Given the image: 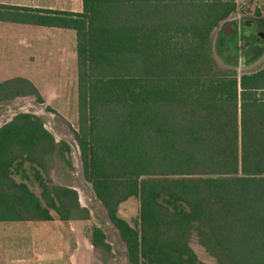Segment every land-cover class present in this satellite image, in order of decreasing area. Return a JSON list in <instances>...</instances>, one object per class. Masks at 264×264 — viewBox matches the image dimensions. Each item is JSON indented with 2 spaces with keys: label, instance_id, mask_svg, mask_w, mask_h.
Masks as SVG:
<instances>
[{
  "label": "trees",
  "instance_id": "trees-1",
  "mask_svg": "<svg viewBox=\"0 0 264 264\" xmlns=\"http://www.w3.org/2000/svg\"><path fill=\"white\" fill-rule=\"evenodd\" d=\"M82 4L81 12L0 4V19L76 31L75 138L129 261L207 264L190 244L196 231L219 264H264V65L238 76L216 62L212 40L236 1ZM29 94L44 101L28 79L0 84V101ZM70 151L34 113L2 125L0 221L90 217L76 189L44 175L55 155L72 166ZM133 196L136 227L118 214ZM105 238L94 226L93 245L110 248Z\"/></svg>",
  "mask_w": 264,
  "mask_h": 264
},
{
  "label": "crops",
  "instance_id": "crops-1",
  "mask_svg": "<svg viewBox=\"0 0 264 264\" xmlns=\"http://www.w3.org/2000/svg\"><path fill=\"white\" fill-rule=\"evenodd\" d=\"M0 4L74 12L83 9L82 0L77 9L73 8V0H0ZM42 39L49 43L43 44ZM58 40L70 45L60 46L61 54L52 58L51 43ZM76 45L73 29L0 19V84L25 78L34 84L41 97L44 95L53 102L64 98L58 88L55 92L44 89L41 80L37 83V77L58 76L63 72L62 81L71 82L73 69H77L78 75ZM87 223L85 219H62L56 213L51 220L0 221V264H94L96 247Z\"/></svg>",
  "mask_w": 264,
  "mask_h": 264
},
{
  "label": "rangeland",
  "instance_id": "rangeland-1",
  "mask_svg": "<svg viewBox=\"0 0 264 264\" xmlns=\"http://www.w3.org/2000/svg\"><path fill=\"white\" fill-rule=\"evenodd\" d=\"M235 1V11L227 19L221 21V23L214 29L212 33L213 42H216L217 34L219 33V29L224 22H227L231 18H236L244 15L249 16L256 12H264V0ZM80 2L81 0H73V8L77 9V4H80ZM41 42L45 45L49 43L47 39H42ZM66 45L69 46L70 42L66 41L65 44L63 40H58L54 43H51L50 53L54 54V57L52 58H56L57 56H59V54H61V51L58 50L60 46ZM241 47H243V45ZM74 50L75 42L73 37V51ZM214 57L216 59V62L221 66H231L232 68L236 69L238 76H240L245 71H253L264 65V53L258 59H247L245 64H238V66H234L235 57H231V55L229 54L222 55L221 53H215ZM253 60L254 62H251ZM52 62L56 63L55 59H53ZM43 69L47 70L49 68L44 67ZM58 69L63 68L58 66ZM76 70L77 69H73V77L71 82L69 83H65L62 81L65 78V74H63V72L58 76L47 75L45 77H37V83H39L41 80L43 85H40H42L44 89L50 88L55 92L56 88H58L63 91L62 93L65 94L64 98H61L56 102L47 100L43 94V102H41L34 94L21 95L15 98H9L4 102H0V124L11 118L12 115L16 112L26 111L40 116L44 122V126H46L47 128L51 129V127L53 126L60 135L71 137L76 140L74 132L75 129L78 128V75L76 73ZM65 89L67 93L64 91ZM55 139L57 142L60 140H65L60 139L56 136ZM70 147L71 151L69 156L72 166L69 165L66 160H63L58 157V155H55L54 160L51 163V167L44 172L45 177L51 184L65 185L78 189L76 190L78 192V198L81 197L80 191H82L83 195L88 196L91 199L89 207H86L89 211L90 217L88 219H85L88 222L87 225L89 226V231L91 233L94 226L101 228L106 234L105 241L110 244V248H106L103 246L95 248L94 264H133L128 259L127 245L125 241L122 240L121 236L118 235L116 231L117 227L111 224V222L109 221L108 212L103 203L98 198H94L90 189H88L86 185L81 181L79 177L77 156L74 148L71 145ZM15 178L18 181L21 180V177L19 175H17ZM26 182L37 195H41L42 189L34 180V178L26 180ZM79 204L80 207H85L80 202ZM118 214L126 219L131 226L136 227L140 222L139 198L133 196L124 201L119 207ZM190 244L194 251L197 253L200 261H203L207 264H219L217 259L213 255H211L207 251V249L199 242L196 231L192 232Z\"/></svg>",
  "mask_w": 264,
  "mask_h": 264
},
{
  "label": "flooded vegetation",
  "instance_id": "flooded-vegetation-1",
  "mask_svg": "<svg viewBox=\"0 0 264 264\" xmlns=\"http://www.w3.org/2000/svg\"><path fill=\"white\" fill-rule=\"evenodd\" d=\"M216 40L222 55L235 57L234 66L245 64L250 58L258 59L264 53V12L231 18L224 22Z\"/></svg>",
  "mask_w": 264,
  "mask_h": 264
},
{
  "label": "water",
  "instance_id": "water-1",
  "mask_svg": "<svg viewBox=\"0 0 264 264\" xmlns=\"http://www.w3.org/2000/svg\"><path fill=\"white\" fill-rule=\"evenodd\" d=\"M258 31H260V29H258ZM259 33H261V32H259ZM20 112H26V111H20ZM18 113H19V112L14 113V114L12 115L11 118H9L8 120H6L5 122H2V123L0 124V127H1L2 125L6 124L7 122H9L10 120H12L13 117H14L16 114H18ZM45 127H46V126H45ZM46 128H47V127H46ZM52 128L54 129L53 126H52ZM47 129H48L53 135H55L56 137H58V138H60V139H65V140H66V141H67V142H68V143L74 148V151H75L76 156H77V164H78V168H79V177H80L81 181L86 185V187H87L88 189H90V191H91L93 197L97 199L98 196H97L96 191H95V189H94V187H93V184H92L90 181H88V179H87L86 176H85V171H84V166H83V160H82L81 150H80V146H79L77 140H75V139H73V138H71V137L62 136V135H60L55 129H54V130H50V128H47ZM74 189H76V188H74ZM76 190H78V189H76ZM79 202H80L83 206H85V207H89V205H90V202H89V201H86V202L83 204L82 201H81V197H79ZM109 221L111 222V224L114 225V223H113L110 219H109ZM116 231H117L118 235L120 236V232H119L118 228L116 229Z\"/></svg>",
  "mask_w": 264,
  "mask_h": 264
},
{
  "label": "bare ground",
  "instance_id": "bare-ground-1",
  "mask_svg": "<svg viewBox=\"0 0 264 264\" xmlns=\"http://www.w3.org/2000/svg\"><path fill=\"white\" fill-rule=\"evenodd\" d=\"M50 130H54L52 127ZM81 201L85 203L86 201L91 202V199L88 196L83 195V192L81 191Z\"/></svg>",
  "mask_w": 264,
  "mask_h": 264
}]
</instances>
